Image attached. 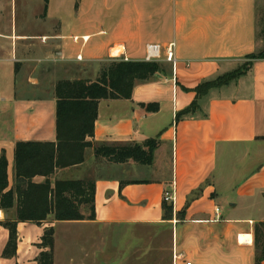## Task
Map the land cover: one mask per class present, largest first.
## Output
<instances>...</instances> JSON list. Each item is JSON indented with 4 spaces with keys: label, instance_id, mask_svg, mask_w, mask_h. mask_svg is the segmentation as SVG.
Segmentation results:
<instances>
[{
    "label": "crops",
    "instance_id": "crops-1",
    "mask_svg": "<svg viewBox=\"0 0 264 264\" xmlns=\"http://www.w3.org/2000/svg\"><path fill=\"white\" fill-rule=\"evenodd\" d=\"M4 1L0 9L12 10L14 1ZM39 4L37 18L51 29L13 34L10 20L9 29L0 30L5 44L0 47V154L7 158L8 189L15 184V142L55 141L58 80H94L110 58L146 60L148 44L160 46L158 61L169 74L137 83L128 99L98 100L94 133L88 138L107 144L156 138L152 164L112 163L86 148L81 164L56 169L49 178H94L95 219L56 221L49 215L38 225L18 222L16 256L1 258L0 264H36L38 253L29 262L28 247L39 242L48 226L54 228L55 247L60 222L132 229L155 224L170 237V264L185 259L192 264H254V223L264 221V59L254 60L250 70L229 84L209 89L195 114L177 122L174 118L194 100L200 82L233 71L262 48L257 0ZM12 40L24 45L23 54L15 49L11 57L7 44ZM171 44L174 62L165 58ZM24 67L30 74H23ZM153 102L159 109L148 112L143 104ZM165 191L172 194L168 216ZM15 207L0 209L2 241L8 231L1 223L14 217ZM20 245L25 253L20 254Z\"/></svg>",
    "mask_w": 264,
    "mask_h": 264
},
{
    "label": "trees",
    "instance_id": "trees-1",
    "mask_svg": "<svg viewBox=\"0 0 264 264\" xmlns=\"http://www.w3.org/2000/svg\"><path fill=\"white\" fill-rule=\"evenodd\" d=\"M45 2L47 0H44ZM263 46L248 55L240 66L231 72L204 80L195 88L194 100L175 114L177 122L200 110L199 99L209 89L229 84L244 75L256 59H264V15L261 20ZM257 37L259 33L257 31ZM158 74L168 75L167 67L160 61L124 60L111 58L101 63L94 80L61 79L55 84V141L19 140L14 146L15 184L8 189L7 158L0 154V209L14 208L13 218H7L1 225L7 229L8 237L2 250V258L16 255L17 223L40 224L49 215L56 221H81L95 219V179L50 180L56 169H64L81 164L86 148L92 147L94 154L112 163L132 160L141 165H151L157 148L156 138L143 142L98 143L89 140L94 133L97 103L100 99H128L137 83L148 82ZM148 112H156V102L143 104ZM35 176H44L43 182H35ZM16 200V203H15ZM172 201L163 199V207L171 211ZM86 213H85V212ZM41 251L37 264H53L54 228L48 226L41 236ZM254 264L264 260V221L254 223Z\"/></svg>",
    "mask_w": 264,
    "mask_h": 264
},
{
    "label": "rangeland",
    "instance_id": "rangeland-1",
    "mask_svg": "<svg viewBox=\"0 0 264 264\" xmlns=\"http://www.w3.org/2000/svg\"><path fill=\"white\" fill-rule=\"evenodd\" d=\"M13 1L12 10L9 7L0 9V30L2 32L7 27L9 29L10 20L14 26L13 34L24 32L36 35L52 28L39 17L37 18L40 12L39 3L42 4L44 0H27L25 3L24 0ZM6 2L0 0V7H5ZM257 7V18L261 20L264 15V0H257ZM37 9H39L38 12ZM262 26L261 21H258L259 39L262 38ZM37 39L43 40V37H37ZM33 42L37 43V40H33ZM7 45L13 52L11 57H13L15 49L17 55L23 54L25 51L24 45L20 41L12 40ZM0 47L4 49L5 44L0 42ZM35 52L37 50L34 49L33 53ZM162 66L166 68L164 63ZM30 71L29 68L24 67L22 72L30 74ZM169 238L167 231L160 229L155 224L134 226L132 229L114 225L87 226L60 222L56 228L53 261L55 264H170V257L166 250L170 242ZM6 241L0 240V259ZM40 243L41 237L39 242L32 244L33 247H28L29 252L26 255H28L29 262L38 253L34 258L37 264L41 251L48 250L42 248ZM38 249L41 250L38 251ZM22 252L25 253V248L21 246L20 254ZM4 264H14V261Z\"/></svg>",
    "mask_w": 264,
    "mask_h": 264
},
{
    "label": "built area",
    "instance_id": "built-area-1",
    "mask_svg": "<svg viewBox=\"0 0 264 264\" xmlns=\"http://www.w3.org/2000/svg\"><path fill=\"white\" fill-rule=\"evenodd\" d=\"M165 51H166V56H165L166 60L174 62L172 44L167 46ZM159 59H160V46L158 44H148L146 46V60L158 61ZM163 199L166 201H172L171 192L165 191ZM218 211H219V209L216 208L215 212L217 213ZM183 264H192V262L190 260L185 259V260H183Z\"/></svg>",
    "mask_w": 264,
    "mask_h": 264
},
{
    "label": "bare ground",
    "instance_id": "bare-ground-1",
    "mask_svg": "<svg viewBox=\"0 0 264 264\" xmlns=\"http://www.w3.org/2000/svg\"><path fill=\"white\" fill-rule=\"evenodd\" d=\"M112 53H114V51H112Z\"/></svg>",
    "mask_w": 264,
    "mask_h": 264
}]
</instances>
